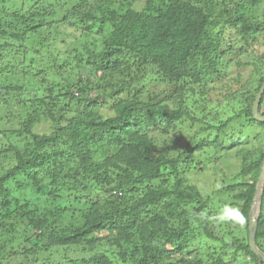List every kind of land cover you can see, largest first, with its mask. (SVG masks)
Listing matches in <instances>:
<instances>
[{
  "label": "trees",
  "instance_id": "obj_1",
  "mask_svg": "<svg viewBox=\"0 0 264 264\" xmlns=\"http://www.w3.org/2000/svg\"><path fill=\"white\" fill-rule=\"evenodd\" d=\"M260 37L264 0H0V264H263L264 52L233 61ZM246 63L252 86L214 89Z\"/></svg>",
  "mask_w": 264,
  "mask_h": 264
},
{
  "label": "rangeland",
  "instance_id": "obj_2",
  "mask_svg": "<svg viewBox=\"0 0 264 264\" xmlns=\"http://www.w3.org/2000/svg\"><path fill=\"white\" fill-rule=\"evenodd\" d=\"M51 1L58 2V0H51ZM64 29L66 30V33L67 32L68 33H74L75 34L74 38H78V40H80V37H76L78 35V33H75V30H73L71 27L65 26ZM71 35L72 36H70L68 34H62L61 33L60 37H64L63 39H66V38L70 37V39H72L73 34H71ZM60 37H58L59 40L61 39ZM36 38H37V36H36ZM74 38L71 41L72 44H73ZM257 39L258 40H256V42L253 41V43L247 45L243 52L241 51L240 53L235 54V57H234L233 61L235 59H240V61H242V62H244V61L246 62L248 60H251V61L255 60L256 61L258 59V57L260 56V54H262L264 52V42H263L262 37L257 38ZM38 40L39 39L37 38V41ZM49 41H50L49 42V47H48L49 52L54 53L55 55H59V57H57V59L59 60V62H61L62 57L64 58V56H65L64 54L67 52V49L71 48V44H69L68 46L65 47L64 46L65 44L64 45L63 44H58L57 45V43L55 44L53 40H49ZM101 41H102L101 37L92 36V35L86 36L85 40H83V42L89 43L91 49L96 51V53H100V54H102V56H104L103 53H105V48H104L103 44L101 43ZM42 52H44V51H42ZM34 55H35L36 62H38V58H40V56H42L43 54L40 55L39 53L38 54L35 53ZM42 60L45 63L46 59L42 58ZM43 65H45V64H43ZM74 65H75V63H69L66 66L64 65V67L62 69V73L65 76L72 75V76L76 77L77 76L76 69L73 70V68L75 67ZM244 65L245 66L243 68L237 67L235 65H231L229 72L226 75L223 76L222 81L216 83V86H215L214 89L217 92L225 90L223 92V94H229V93L231 94L233 92L235 94L237 89L241 90V87L252 86L253 84H252V82H250L251 80H250L249 77H250V75H252V73H254L256 75L258 73L257 72L258 70H254V68L252 67L251 63L249 65H247V63L244 64ZM258 66L264 67L263 65H258ZM33 67L37 68L36 64H33ZM92 67H93L92 65L82 66L79 69V71L81 72L80 74L88 75V76L92 75L93 76V72H92L93 68ZM132 70L134 71L136 69L134 67H132ZM73 71H74V73H73ZM148 72H149V70L141 71V73H140L141 78H144V80H145L146 79L145 75H150ZM239 72H241V73H239ZM112 73H114V80L113 81H117L118 79L121 80L122 78L127 79L126 74L125 75H121L118 71H115V72H112ZM237 74L240 75V81H242V82L245 81L244 86H240V85L236 84L237 80L236 79L234 80V78L237 76ZM107 79H109V78H107ZM149 81H151V80H149ZM141 83H144V82H142L141 80L135 81L133 83L134 88H140L141 87ZM231 103H232L231 101H226L225 100L224 105L231 104ZM170 149L176 154V152H175L176 150H173L174 146L170 145ZM172 151H170V152H172ZM223 166L225 167V165H223ZM193 177H196V176L193 175ZM206 178H207V176H206ZM206 178H204V180L202 181L203 189L207 188V186H205ZM11 186H10V189L13 188L16 191V193H15L16 197L23 196V198H25L26 200H28L29 202H32V203L41 200V196L36 193L34 187L31 186L30 183L24 184V186L20 187L19 189L15 188L16 186L13 185V184ZM67 205L69 206L71 204L68 203ZM69 214L72 215V213H69ZM106 245L110 246L108 244V242H107Z\"/></svg>",
  "mask_w": 264,
  "mask_h": 264
},
{
  "label": "water",
  "instance_id": "obj_3",
  "mask_svg": "<svg viewBox=\"0 0 264 264\" xmlns=\"http://www.w3.org/2000/svg\"><path fill=\"white\" fill-rule=\"evenodd\" d=\"M264 91V81L260 86V89L258 93L256 94V97L253 101L252 104V115L254 116L255 119L259 121L264 122V116H262L258 112V104L260 97ZM263 182H264V159H263V165L261 169V173L258 177L256 187H255V194L253 197L252 205L249 211V216H248V244L250 247V250L257 255L264 264V253L257 247L256 242H255V232H256V227H257V217H258V212H259V207H260V201H261V196H262V190H263Z\"/></svg>",
  "mask_w": 264,
  "mask_h": 264
},
{
  "label": "clouds",
  "instance_id": "obj_4",
  "mask_svg": "<svg viewBox=\"0 0 264 264\" xmlns=\"http://www.w3.org/2000/svg\"><path fill=\"white\" fill-rule=\"evenodd\" d=\"M237 218L241 221H243V217L240 215L239 209H228L224 214L221 215V219H226V218Z\"/></svg>",
  "mask_w": 264,
  "mask_h": 264
}]
</instances>
